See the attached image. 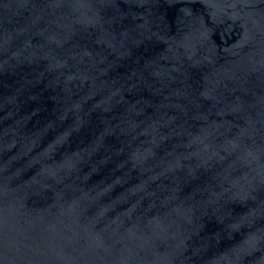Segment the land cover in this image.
Listing matches in <instances>:
<instances>
[{
    "label": "water",
    "instance_id": "obj_1",
    "mask_svg": "<svg viewBox=\"0 0 264 264\" xmlns=\"http://www.w3.org/2000/svg\"><path fill=\"white\" fill-rule=\"evenodd\" d=\"M0 264H264V0H0Z\"/></svg>",
    "mask_w": 264,
    "mask_h": 264
}]
</instances>
